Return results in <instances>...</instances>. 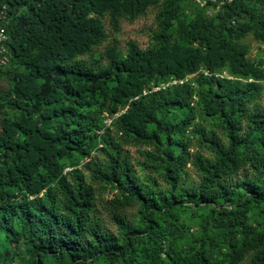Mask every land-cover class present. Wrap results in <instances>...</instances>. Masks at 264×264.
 I'll use <instances>...</instances> for the list:
<instances>
[{
    "label": "trees",
    "instance_id": "1",
    "mask_svg": "<svg viewBox=\"0 0 264 264\" xmlns=\"http://www.w3.org/2000/svg\"><path fill=\"white\" fill-rule=\"evenodd\" d=\"M183 1L2 0L5 18L24 12L15 27L4 26L10 59L23 70L9 92L21 113L5 119L0 130V231L18 217L21 235L34 248L72 261L94 255L110 261L132 255L138 261L133 242L142 233L145 256L164 255L166 264H240L248 253L251 264H264V229L248 225L244 215L249 200H264V111L257 103L264 50L253 60L240 42L251 33L260 49L264 45V1L260 14L244 0L224 4L212 17L195 6L198 13L189 20L178 17ZM149 7L157 8L151 46L139 50L129 42L124 56L115 45L106 46L94 57L107 38L104 19L115 32L121 19L134 20ZM191 75L192 81H183ZM148 83L167 85L152 90ZM96 106L111 116L125 109L112 123L114 133L142 148L143 159L134 165L106 129L100 148L106 158L89 167L92 180L118 192L109 205L124 231L122 245L96 216L90 182L80 170L63 172L65 159L89 156L100 129ZM196 106L218 123L225 139L222 144L213 130L193 128L211 157L189 152L181 138ZM172 109L185 115L167 122ZM187 165L197 172L196 184L183 179ZM232 179L244 199L229 212L213 208L214 227L226 229L224 257L213 258L203 247L180 252L153 216L169 219L174 208L214 205L231 194ZM132 204L140 207L143 229L131 227L121 214Z\"/></svg>",
    "mask_w": 264,
    "mask_h": 264
},
{
    "label": "rangeland",
    "instance_id": "2",
    "mask_svg": "<svg viewBox=\"0 0 264 264\" xmlns=\"http://www.w3.org/2000/svg\"><path fill=\"white\" fill-rule=\"evenodd\" d=\"M2 0H0V5ZM251 7L260 14L261 4H252ZM23 9H20L16 14L9 18H2L0 14V26H7L11 29L17 24V19L20 14H23ZM157 8L149 7L143 16H139L134 20L121 19L119 22L118 31H112L107 19L103 20L105 30L107 32L106 40L94 50V57H101L106 46L115 45L121 54L124 56L127 51V45L129 42L135 43L139 50H144L148 46L152 45V34L156 31L155 15ZM198 13L195 6L189 4L186 0L180 2V10L178 17L180 19L189 20ZM213 19V18H212ZM240 42L244 44L248 49L247 58L256 59V54L259 50H264L262 46L260 49L259 43L255 41L251 33H247ZM7 65L0 67V130L2 123L5 119L15 118L20 115L21 110L16 108L11 103L12 97L9 92L13 86L16 74L20 73L23 69L10 59ZM221 76H227L225 72H221ZM193 75L187 76L183 81H192ZM178 82H171L169 84H175ZM157 83H148L152 90L158 89L154 87ZM158 86H166L167 84H157ZM263 90L258 100V105L261 110L264 111V82H262ZM39 106L38 104H36ZM35 105V106H36ZM195 106L194 104H192ZM98 115L99 131H95L98 136L96 142L92 144L90 154L88 157H81L76 153L72 158L65 159L64 173L70 172L72 169L80 170L85 179L90 182L95 191V214L101 220L103 226L109 230L110 234L117 240V244L122 245L125 242L124 231L121 230L111 218V206L109 201L118 194L117 190L108 184L100 183L90 178L89 167L93 162L105 160V156L100 152V148L104 146L103 133L108 129L113 134L114 142L119 143L124 150H127L133 164L141 161V147L134 145H126L124 141L118 138L119 135L114 133L113 121L117 115L123 113L124 109L118 110L115 115H109L101 106H96ZM194 119L192 124L183 132L181 138L187 139L189 143V152L199 151L203 156L211 157L207 143L202 144L198 138V134L193 132L194 127H204L206 130H213L218 137H220L222 144H225L221 127L216 121L206 118L201 109L196 106L194 108ZM185 115V110L172 109L166 112L167 122L177 121ZM154 130L163 132L160 127L154 126ZM75 164V167L72 166ZM138 170V167H135ZM160 180V175L156 176ZM183 179L188 183L196 184L199 181L196 170L192 165H187ZM235 179H232L230 184L232 185L231 194L222 197L214 205H200V206H183L180 208H174L170 212V218H166L164 215H154L153 220L170 232V238H175L176 245L180 252H187L190 248H206L211 256L216 259H222L226 252L225 245V228L214 227L215 213L213 208L222 206L226 212L234 210L239 200L244 199V190L242 187L233 186ZM163 184V183H162ZM163 188H166L163 186ZM246 210L244 212L246 223L255 227L258 230L264 229V200L251 201L246 204ZM128 221L129 225L135 229H143L146 226V222L142 219L140 214V207L138 204H132L121 210ZM23 223L20 218L13 217L10 223L7 224L0 231V264H166L162 262L164 255H161V259L145 256L144 247H147L146 237L142 233H138L133 244L137 246V260L132 261L129 257L132 255H126L122 260L110 261L104 255H94L85 257L83 259L72 261L66 255L60 257H54L51 254H43L34 248L22 235L21 230ZM80 256L81 253H80ZM92 257V258H91ZM252 253H248L240 264H251ZM162 262V263H161Z\"/></svg>",
    "mask_w": 264,
    "mask_h": 264
},
{
    "label": "built area",
    "instance_id": "3",
    "mask_svg": "<svg viewBox=\"0 0 264 264\" xmlns=\"http://www.w3.org/2000/svg\"><path fill=\"white\" fill-rule=\"evenodd\" d=\"M186 1L191 5L203 9L205 15L212 17L221 10L224 4H229L237 0H186ZM244 1L248 2L249 4H258L264 0H244ZM2 8L4 9V7ZM0 14H2V18H5L3 10L0 11ZM233 22L234 21L232 20V23ZM8 40L9 37L6 34L4 26H0V67L7 65L9 62V57H8L9 52L6 46ZM173 82H177V81H173ZM179 83H182V81H179ZM143 94H145V91L143 92Z\"/></svg>",
    "mask_w": 264,
    "mask_h": 264
}]
</instances>
